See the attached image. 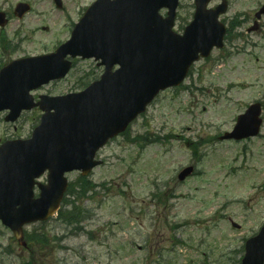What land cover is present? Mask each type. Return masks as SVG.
Listing matches in <instances>:
<instances>
[{
  "label": "rangeland",
  "instance_id": "374dc122",
  "mask_svg": "<svg viewBox=\"0 0 264 264\" xmlns=\"http://www.w3.org/2000/svg\"><path fill=\"white\" fill-rule=\"evenodd\" d=\"M17 1L9 0L5 8ZM24 1L32 3L35 12L23 19L12 18L5 28L7 33L4 30L2 36H10L9 48H19L11 52L9 48H0V68L16 58L53 51L66 37L70 27L68 17L79 19V10L95 0H65L66 12L58 10L50 0ZM260 3L264 0H231L228 15H249ZM193 7L194 0H181L177 31L192 16ZM252 37L260 39L258 34ZM242 39L230 43V50L233 45L243 47ZM248 50L244 55L231 50L234 55L229 59H223L226 56L223 53L216 54L211 63L197 64L186 82L189 90L163 93L147 115L131 127L132 139L149 134L150 138L160 136L161 143L142 149L122 136L99 153L105 164L95 169L89 180L109 184L110 190L99 189L89 200H79L75 193L68 196L70 202L75 200L91 212L92 220L84 223L86 230L76 234L61 226L57 219L25 229L48 233L52 242L41 252L30 247L33 255L38 252L39 262L236 264L240 261L243 239L264 222V125L259 139L234 143L221 142L219 137L233 130L237 117L249 105L260 103L264 108V42ZM94 68L93 63L80 60L64 80L34 94L62 96L80 92L88 82L85 75L89 71L99 73ZM231 85L235 88L229 91L227 87ZM201 86L210 89L207 95L199 91ZM40 115L39 110L25 113L14 125L5 122L6 114L1 115L0 143L29 138ZM262 116L264 119V111ZM196 143H200V152L206 151L201 163L191 149ZM189 167H195L198 174L178 180L179 174ZM79 176L73 173L69 179L75 182ZM166 192L177 197L168 209L158 206L154 198L155 194ZM230 220L241 228H235ZM173 223L187 227L176 233L171 229ZM173 238L185 245L176 244ZM30 251L21 248L0 223V264H20L23 259H30Z\"/></svg>",
  "mask_w": 264,
  "mask_h": 264
},
{
  "label": "water",
  "instance_id": "95a60500",
  "mask_svg": "<svg viewBox=\"0 0 264 264\" xmlns=\"http://www.w3.org/2000/svg\"><path fill=\"white\" fill-rule=\"evenodd\" d=\"M118 2L109 3L110 7L99 20L82 21L72 41L59 49L56 55L25 60L2 71L0 110L31 108L28 92L51 79L64 77L71 65L62 59L69 53L72 55L74 46H78L79 53L83 54L84 47L98 45V32L90 29L93 27L98 30L100 23L113 12ZM129 2L139 4L142 0ZM144 4L148 8L144 9V18H154L158 27L164 48V52L159 53L161 58L144 63L141 75L125 69L114 79L104 78L100 84L93 85L82 94L45 98L40 106L47 115L36 132V136L40 133L39 137H35L38 141L7 144L0 149V218L13 229L19 241L23 238V225L47 220L58 210L67 187L64 178L66 172L82 169L87 174L90 168L99 164L93 160L96 152L110 138L125 131L161 89L176 84L175 80H179L180 76L184 77L189 62L182 63V60L190 61L193 56V53L185 50L196 49L198 45H185L182 38L172 33L178 0H145ZM162 7L171 10V18L166 22L157 15ZM139 19L133 18L129 23ZM113 24L109 23V26ZM205 28L204 17L197 16L192 31H204ZM172 47L175 49L172 50ZM52 109L55 113H51ZM258 130V122L255 127L249 126L246 117H241L235 132L226 138L257 135ZM47 169L50 171L49 186L40 185L41 199L33 201L34 179ZM190 171L186 170L181 179ZM254 257L261 258L259 263L262 261L259 250L256 252V248L249 245L246 263L248 258Z\"/></svg>",
  "mask_w": 264,
  "mask_h": 264
},
{
  "label": "trees",
  "instance_id": "16d2710c",
  "mask_svg": "<svg viewBox=\"0 0 264 264\" xmlns=\"http://www.w3.org/2000/svg\"><path fill=\"white\" fill-rule=\"evenodd\" d=\"M126 138H129L127 134H125ZM138 141H145L148 142L147 137H140L137 139ZM105 186H103L104 188ZM78 188L81 190L80 195L85 196L89 191H93L96 186H94L91 182L86 181L84 179L81 180V182L78 184ZM98 188V187H97ZM72 208V209H71ZM71 210H63L59 215V221H61L66 226H72L77 227L82 223V221L86 218L85 210L79 207H70ZM28 241L30 242V245L34 247V251H37L35 247L39 248L38 252H41L48 246H50L51 242H49V235L48 233L42 232L37 233L34 232V234H28ZM37 252V253H38ZM36 264L38 261H35Z\"/></svg>",
  "mask_w": 264,
  "mask_h": 264
},
{
  "label": "flooded vegetation",
  "instance_id": "af4514ba",
  "mask_svg": "<svg viewBox=\"0 0 264 264\" xmlns=\"http://www.w3.org/2000/svg\"><path fill=\"white\" fill-rule=\"evenodd\" d=\"M52 2V1H51Z\"/></svg>",
  "mask_w": 264,
  "mask_h": 264
}]
</instances>
